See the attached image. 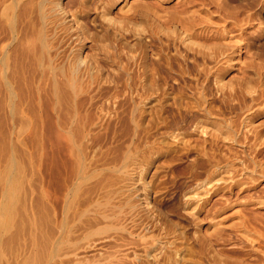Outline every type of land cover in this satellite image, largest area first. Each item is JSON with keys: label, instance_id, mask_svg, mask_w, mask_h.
Segmentation results:
<instances>
[{"label": "rangeland", "instance_id": "obj_1", "mask_svg": "<svg viewBox=\"0 0 264 264\" xmlns=\"http://www.w3.org/2000/svg\"><path fill=\"white\" fill-rule=\"evenodd\" d=\"M9 3V13L0 3V264H38L43 234L55 241L68 208L72 221L86 201L108 204L88 213L108 208L116 227L81 244L87 258L264 264V0H61L50 34L65 59L86 62L81 132L63 144L41 132L53 91L20 50L33 14ZM77 150L88 153L81 182ZM77 183L86 198L73 206Z\"/></svg>", "mask_w": 264, "mask_h": 264}, {"label": "bare ground", "instance_id": "obj_2", "mask_svg": "<svg viewBox=\"0 0 264 264\" xmlns=\"http://www.w3.org/2000/svg\"><path fill=\"white\" fill-rule=\"evenodd\" d=\"M9 1L11 2H16L17 4L19 3L20 5H24L23 7H27L28 9H30L31 13L33 14L30 21H29V24H28V28H29V31L28 33H26V39L25 37H23L22 40L25 39V43H24V46L20 49L21 50V54L24 56V59L25 57H27L26 59H28L27 61H30L31 64H28V66L30 67V65H32L33 67V72H34V75L37 79H39L38 81L42 82L41 84L43 85H46L48 86L52 91H53V95H52V98L49 100L48 104L46 105V107L49 105V108L51 109V113L49 114V117H47L48 121L51 123V126L49 128H47L46 125H41V132H43L44 134L47 132V133H50L51 131H49L48 129H52V132L53 134H57V136L59 135L60 137H58L59 139L62 137V136H66L67 137V140H68V137H73L74 138V135L77 133V132H81L80 131V128L82 127L81 125V118L83 116L80 117V113L77 115V106H76V101L78 100H75L76 98V95L78 94L77 90L79 88H77L78 86V83L80 84V82L82 81V76H81V73H83V69L85 68V64L86 62L85 61H81L80 58H78L77 56L75 57L74 55V60H71V59H65V55L63 54L62 55V49L59 48L57 42L53 36L50 34V29L49 28V18L50 16H54L53 14H57L59 12H63V9H62V4H61V0H2V5L5 6V9H6V12L8 10V13H9V10H11V5L9 3ZM63 1V0H62ZM0 2V3H1ZM17 6V5H16ZM19 7V6H18ZM17 7V8H18ZM14 8V7H13ZM25 8V9H27ZM65 9V8H64ZM28 11V10H26ZM29 11V12H30ZM58 11V12H57ZM5 12V13H6ZM11 12V11H10ZM21 12V11H20ZM65 12V11H64ZM63 12V13H64ZM14 13V12H13ZM20 14V13H19ZM28 14V12H27ZM26 14V15H27ZM61 14V13H59ZM66 14V13H65ZM70 14V13H68ZM6 15V14H5ZM9 19V17L11 15H6ZM36 16V17H35ZM57 16V15H56ZM55 16V17H56ZM60 15L57 16V18H59ZM63 16V15H61ZM60 16V17H61ZM66 16V15H64ZM3 17H4V12H3ZM15 17V16H14ZM13 17V18H14ZM28 17V16H27ZM30 17V16H29ZM6 18V17H5ZM12 17H10V19H13ZM23 18V16H22ZM37 18V20L35 19ZM68 18V17H67ZM9 19V20H10ZM29 19V18H28ZM56 19V18H55ZM7 20V19H6ZM5 20V21H6ZM52 20V19H51ZM63 20V19H61ZM66 20V19H65ZM8 21V20H7ZM58 21V20H57ZM25 22V21H24ZM56 22V21H55ZM54 22V23H55ZM63 22V21H62ZM1 23V22H0ZM28 23V22H27ZM54 23H51L53 24L54 26ZM21 24V23H20ZM19 24V25H20ZM50 24V25H51ZM13 25V24H12ZM18 25V27H20ZM56 25V23H55ZM62 25V24H61ZM1 26V25H0ZM5 26V25H4ZM10 26V24H9ZM7 27V26H6ZM12 27V26H11ZM15 28L16 27V23H15ZM58 27V26H57ZM4 28V27H3ZM60 28V27H59ZM58 28V29H59ZM11 29V28H10ZM18 29V28H17ZM16 29V30H17ZM24 29V27H23ZM54 29V28H53ZM56 29V28H55ZM61 29V28H60ZM59 29V30H60ZM12 30V29H11ZM50 30V31H49ZM58 30V31H59ZM15 31V30H14ZM13 33H16L14 32ZM26 30H24L25 32ZM57 31V30H56ZM55 31V33H56ZM60 32V31H59ZM58 32V33H59ZM21 34V32L19 33ZM57 35V34H56ZM61 35V34H59ZM25 36V35H24ZM58 36V35H57ZM56 36V37H57ZM17 37V36H16ZM58 38L60 39V36H58ZM21 39V38H20ZM19 42L21 40H18ZM61 41V40H60ZM185 41V40H184ZM18 43V42H17ZM19 44V43H18ZM60 44V43H59ZM63 44V42H62ZM61 44V45H62ZM60 45V46H61ZM64 45H66L64 43ZM70 45V44H69ZM63 46V45H62ZM16 47V46H15ZM14 47V48H15ZM67 47V46H66ZM65 48V47H64ZM10 50V49H9ZM13 50V49H12ZM18 50V49H17ZM69 50V49H68ZM67 50V51H68ZM14 51V50H13ZM19 51V50H18ZM71 51V50H70ZM16 52V51H15ZM20 52V51H19ZM66 52V51H65ZM64 52V53H65ZM73 52V51H72ZM14 53V52H13ZM71 53V52H70ZM177 53V52H176ZM9 54V52H8ZM12 54V53H11ZM69 54V53H68ZM18 55V53H17ZM20 55V54H19ZM78 55V54H77ZM177 55V54H176ZM13 56V55H12ZM70 56V55H69ZM79 56V55H78ZM19 57V56H18ZM163 57V56H162ZM177 57V56H175ZM67 58V57H66ZM178 58V57H177ZM185 58V57H184ZM4 59V58H3ZM172 59V58H171ZM10 60L11 58L10 57H7L4 61H5V65L8 66L9 63H10ZM20 60V59H19ZM18 60V61H19ZM166 61V59H163ZM162 60V61H163ZM180 60V59H179ZM26 61V60H25ZM161 61V60H160ZM161 61V62H162ZM181 61V60H180ZM164 62V61H163ZM27 63V62H25ZM18 64V63H17ZM20 65V64H19ZM24 65V63L22 64ZM168 66V65H167ZM193 67H195L193 65ZM25 68V67H23ZM5 69V68H4ZM9 69V68H8ZM19 69V68H18ZM28 69V68H27ZM191 69V68H190ZM208 69V68H207ZM29 70V69H28ZM156 70V69H155ZM160 70V69H159ZM7 72V71H6ZM138 72V71H137ZM143 72V70H142ZM157 72V70H156ZM154 73L153 75L157 74V73ZM141 73V71H140ZM10 74V73H8ZM143 74V73H142ZM21 75V74H19ZM142 76V75H141ZM8 77V76H7ZM19 77V76H18ZM139 77V76H138ZM12 78V77H11ZM15 78V77H14ZM22 78V77H20ZM24 78V76H23ZM150 78V77H149ZM7 79V78H5ZM19 79V78H17ZM9 80V79H7ZM14 80V79H13ZM91 80V79H90ZM140 80V79H139ZM4 81V80H3ZM10 81V80H9ZM21 81V79H20ZM24 81V80H23ZM28 81V80H27ZM136 81V80H135ZM7 82V81H6ZM156 82V81H155ZM82 83V82H81ZM6 84V83H5ZM9 82L6 84L8 85ZM83 84V83H82ZM29 85V84H28ZM81 85V84H80ZM10 86V85H9ZM30 86V85H29ZM21 87V86H19ZM42 87V86H41ZM23 88V87H22ZM44 88V87H43ZM81 90V88L79 89ZM83 90V89H82ZM45 91V90H44ZM49 91V90H48ZM84 91V90H83ZM26 92V90H25ZM23 92V93H25ZM34 92V91H33ZM82 92V91H81ZM46 93V92H44ZM49 93V92H47ZM84 93V92H83ZM41 94V93H40ZM50 94V93H49ZM203 94V93H202ZM27 95V94H26ZM81 95V94H80ZM36 96V95H35ZM46 98V97H45ZM78 99V98H77ZM82 99V98H81ZM200 99V98H199ZM45 100V99H44ZM81 102V101H80ZM47 103V102H46ZM79 103V102H78ZM79 105V104H78ZM45 106V104H44ZM80 106V105H79ZM82 106V105H81ZM106 107V106H105ZM48 108V107H47ZM48 108V109H49ZM79 108V107H78ZM46 108H44L43 110H45ZM17 110V109H16ZM77 110V111H76ZM87 110V109H86ZM104 110V109H103ZM81 111V110H80ZM18 112V111H17ZM83 112V111H82ZM111 112V111H110ZM45 113V112H44ZM47 113V112H46ZM49 113V112H48ZM88 113V112H87ZM86 114V113H85ZM83 113H81V115H85ZM17 115V114H16ZM48 115V114H47ZM45 116V115H44ZM38 117V116H37ZM87 117V116H86ZM92 118V116H90ZM85 118V116H84ZM89 119V117H87ZM90 120V119H89ZM93 120V119H91ZM84 121V120H83ZM87 121V120H86ZM96 121V120H95ZM85 122V121H84ZM89 122V121H88ZM87 122V123H88ZM89 124V123H88ZM88 124H86V127L88 126ZM81 125V126H80ZM84 125V123H83ZM93 125V124H92ZM96 125V123H95ZM94 125V126H95ZM6 126V125H5ZM98 126V125H97ZM92 127V126H91ZM90 127V128H91ZM39 128V127H38ZM85 128V127H84ZM94 128V127H93ZM96 128V126H95ZM99 128V127H98ZM83 129V128H82ZM81 129V130H82ZM87 129V128H86ZM86 129H83V130H86ZM97 129V128H96ZM94 129V130H96ZM40 130V129H39ZM90 130V129H89ZM94 130H93V135H94ZM34 131V129H33ZM49 131V132H48ZM91 131V130H90ZM8 132V131H7ZM84 132V131H82ZM40 133V131H39ZM87 133V131H86ZM52 134V133H50ZM80 134V133H78ZM49 134L46 135V137L48 136ZM81 135V134H80ZM79 135V137H80ZM85 135V133H84ZM87 135V134H86ZM85 135V136H86ZM93 135L91 136L90 133H89V136L90 137H93ZM100 135V134H99ZM52 136V135H50ZM45 137V136H44ZM55 137V136H54ZM76 137V136H75ZM89 137V138H90ZM53 138V137H52ZM57 138V137H56ZM57 138V139H58ZM63 138V137H62ZM72 138V139H73ZM78 139V137H76ZM98 138V137H96ZM54 139V138H53ZM71 139V141H72ZM85 139V137H84ZM83 139V141H85ZM91 139V138H90ZM89 139V140H90ZM81 140V138H80ZM92 140V139H91ZM56 141V140H55ZM82 141V140H81ZM88 141V140H87ZM94 141V139L92 140ZM57 142L60 144V142L63 144L64 142H62V139H60V142L57 140ZM69 142V141H67ZM72 143H75V141H73ZM77 143V142H76ZM84 143V142H83ZM79 144V142L77 143V145ZM65 145V144H64ZM72 145V144H71ZM74 145V144H73ZM76 145V146H77ZM86 145V143H85ZM83 145V146H85ZM92 145V144H91ZM70 147V144L68 145ZM79 146V145H78ZM87 146V145H86ZM94 146V145H93ZM57 147V146H56ZM61 147V146H60ZM65 147V146H64ZM88 147V146H87ZM92 147V146H91ZM63 148V147H62ZM67 148V147H66ZM84 148V147H83ZM65 149V148H64ZM74 149H75V152H76V149L75 146H74ZM80 149H81V146H80ZM79 149V150H80ZM89 149H90V144H89ZM79 150H77V153L79 154ZM86 150V149H85ZM67 151V150H66ZM82 151V150H81ZM88 151V150H87ZM73 152V151H72ZM76 155V153H74ZM77 154V156H78ZM88 154V153H85V155ZM67 155V154H66ZM82 157L85 156L83 153H81ZM81 155L79 154V159H78V162L76 163L77 164V171L75 172L76 173V180L78 179L79 181L84 178L85 176L83 175L84 172L83 170L86 168L84 167L85 164L87 163V161H85V164L83 165V162H82V159H81ZM90 155V153H89ZM88 155V156H89ZM121 155V154H120ZM119 155V156H120ZM87 157V156H86ZM77 158V157H76ZM84 158V157H83ZM74 159V158H72ZM89 159V158H88ZM120 159V158H119ZM83 160H87V159H83ZM109 160V159H108ZM94 160H92L91 162H93ZM76 162V161H75ZM90 162V161H89ZM95 162V161H94ZM99 162V161H98ZM74 163V162H73ZM113 163V162H112ZM75 164V163H74ZM76 164H75V167H76ZM95 164V163H93ZM92 164V165H93ZM74 167V166H73ZM84 167V169H83ZM88 167V165H87ZM91 167V165H90ZM88 170V169H87ZM73 171V170H72ZM90 172V171H89ZM108 174V173H107ZM89 175V174H88ZM99 175V174H98ZM111 175V174H110ZM72 176V175H71ZM84 176V177H83ZM104 176V175H102ZM89 177V176H88ZM95 177V176H94ZM107 177V176H106ZM86 178V177H85ZM93 178V177H92ZM117 178V177H116ZM75 179V178H74ZM105 179V178H103ZM107 179H111V177L107 178ZM71 180V179H69ZM77 180V181H78ZM83 180V179H82ZM90 180V179H89ZM88 180V182H90ZM87 181V180H85ZM84 181V182H85ZM100 181H101V178H100ZM112 181V180H111ZM110 181V182H111ZM81 182V181H80ZM96 182V181H95ZM104 182V181H102ZM110 182H107V183H110ZM100 183V182H98ZM83 184V183H80V185ZM86 184V183H85ZM91 184V183H89ZM92 184H94L92 182ZM101 184V183H100ZM100 184H99V187H100ZM87 185V184H86ZM84 185V186H86ZM98 185L97 183L95 184V186ZM88 186V185H87ZM108 185H106V188H107ZM112 186V185H111ZM77 187H78V183H77V186H73L69 193L71 192L72 193V198L73 200L70 202L72 203L71 205L74 206V204H77L78 201L80 200H84V199H80L82 194H80V198H79V191H76L77 190ZM93 187V186H92ZM97 187V186H96ZM98 187V188H99ZM102 188V187H101ZM104 188H105V183H104ZM111 188V187H110ZM81 189V188H79ZM89 189V188H88ZM86 189V191L88 190ZM103 189V188H102ZM101 189V190H102ZM90 190V189H89ZM93 190V188H92ZM96 190V189H95ZM99 190V189H98ZM106 190V189H105ZM91 191V190H90ZM88 191V192H90ZM97 191V190H96ZM87 192V194H89ZM94 192V190H93ZM82 193V191H81ZM84 193H85V190H84ZM97 193V192H96ZM108 193V192H107ZM114 193V192H113ZM103 194V193H102ZM68 195V194H67ZM84 195V194H83ZM101 195V194H100ZM99 195V197H101ZM107 195V194H106ZM108 196V195H107ZM84 197V196H82ZM89 197V195H88ZM91 197V196H90ZM90 197L88 198L89 200ZM71 198V199H72ZM86 198V196L84 197ZM104 198V197H103ZM110 198V197H109ZM87 199V200H88ZM101 199V198H100ZM108 199V198H107ZM70 200V199H69ZM86 200V199H85ZM93 200V199H92ZM96 201V200H95ZM110 201V200H108ZM107 201V202H108ZM82 202V201H81ZM105 202V201H104ZM106 202V204H107ZM79 203V202H78ZM83 207H86L85 209L86 210H83V212H80L82 210H79V215H74V217L72 218V221H71V217H68V215L70 214V209L71 207L68 208L69 210V214L66 216V218H64V222L60 224V230L57 229L58 231H56V233H58V237L53 240L55 241H52L51 239V243L49 239H46L48 238L46 236V234L44 233L43 236H42V244H41V247L38 249V264H127L126 263V260L121 258L120 256L118 255H115V254H107L105 252H103L102 254H100L99 256L97 257H94L92 259L87 258V256H83L82 254L85 253V252H82L81 251V244L83 242H85L86 240H90L92 237L94 236H101V235H104L110 231H113L114 229H116V227L114 226V222H110V214L107 213V210L105 213H101L99 211H96L94 212V214L92 215V213H88V209H89V212L90 211H93V209L95 210L96 208H99L100 209H103V207L101 206H105L102 205L101 203H98L97 201L92 203L91 201L89 203H87V201L85 203H80ZM86 204V205H85ZM112 204V203H111ZM70 205V204H69ZM70 205V206H71ZM108 206V204H107ZM105 206V207H107ZM9 207V206H8ZM110 207V206H108ZM112 207V206H111ZM115 207V206H114ZM75 208V207H74ZM73 208V209H74ZM78 208V207H77ZM8 209V208H7ZM72 209V208H71ZM82 209V208H81ZM91 209V210H90ZM113 209V207H112ZM115 209H118L115 208ZM114 209V210H115ZM113 210V211H114ZM74 211V210H72ZM103 211V210H102ZM76 212V211H75ZM58 213V212H57ZM68 213V212H67ZM78 213V212H77ZM72 214V213H71ZM76 214V213H75ZM115 214V212H114ZM117 214V213H116ZM113 215V214H112ZM111 215V216H112ZM118 215V214H117ZM118 217V216H117ZM116 217V218H117ZM48 218V217H47ZM115 218V220H116ZM125 218V217H124ZM113 218H111L112 220ZM114 220V219H113ZM118 220V219H117ZM95 223V225H94ZM99 223V224H98ZM59 224V223H58ZM92 224V225H90ZM97 224V225H96ZM101 224H104L105 227L103 228H99V229H91L93 227H96L98 225H101ZM45 225V224H44ZM45 227V226H44ZM77 227H83L85 228V232L82 233L80 236L76 237L74 235V233L76 232L75 229ZM118 228V227H117ZM79 229V228H78ZM120 229V228H118ZM117 229V230H118ZM80 230V229H79ZM77 230V231H79ZM84 230V229H83ZM54 231V232H55ZM119 231V230H118ZM46 232V231H44ZM76 234V233H75ZM55 237V235H54ZM53 237V238H54ZM49 242H48V241ZM93 245V244H92ZM88 249V248H87ZM157 251V250H156ZM92 252V251H91ZM144 252V251H143ZM82 253V254H81ZM92 257V256H91ZM31 259V258H29ZM161 259V258H160ZM30 261V260H28ZM30 263V262H29ZM28 263V264H29ZM32 263V261H31ZM33 264V263H32ZM128 264H131L130 262Z\"/></svg>", "mask_w": 264, "mask_h": 264}]
</instances>
